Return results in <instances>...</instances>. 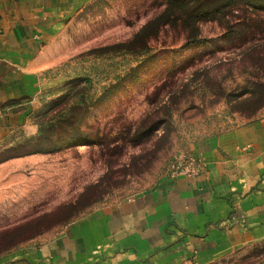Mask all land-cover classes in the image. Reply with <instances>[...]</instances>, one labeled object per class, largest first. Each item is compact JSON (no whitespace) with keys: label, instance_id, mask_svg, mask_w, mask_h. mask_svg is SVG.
<instances>
[{"label":"rangeland","instance_id":"obj_1","mask_svg":"<svg viewBox=\"0 0 264 264\" xmlns=\"http://www.w3.org/2000/svg\"><path fill=\"white\" fill-rule=\"evenodd\" d=\"M257 1L73 0L49 43L57 84L31 112L36 134L0 148V261L153 190L197 144L264 120V27L250 22L264 15L245 6ZM179 264H264V239Z\"/></svg>","mask_w":264,"mask_h":264},{"label":"crops","instance_id":"obj_2","mask_svg":"<svg viewBox=\"0 0 264 264\" xmlns=\"http://www.w3.org/2000/svg\"><path fill=\"white\" fill-rule=\"evenodd\" d=\"M73 0H0V148L36 134L31 112L53 89L49 43ZM196 178L164 176L153 190L101 209L57 240L0 264H179L264 239V120L193 149Z\"/></svg>","mask_w":264,"mask_h":264},{"label":"built area","instance_id":"obj_3","mask_svg":"<svg viewBox=\"0 0 264 264\" xmlns=\"http://www.w3.org/2000/svg\"><path fill=\"white\" fill-rule=\"evenodd\" d=\"M2 111L0 110V116ZM204 168L202 162L194 155H180L174 157L168 169L169 178L188 177L196 178L202 174Z\"/></svg>","mask_w":264,"mask_h":264},{"label":"trees","instance_id":"obj_4","mask_svg":"<svg viewBox=\"0 0 264 264\" xmlns=\"http://www.w3.org/2000/svg\"><path fill=\"white\" fill-rule=\"evenodd\" d=\"M233 2H235V1H233ZM247 8H250L251 10H253L254 12H260V13H262L263 15H264V0H259V1H257V2H255V4H253V6H249L248 4H246L245 5ZM225 7H226V5H225ZM228 8V7H227ZM230 9V8H229ZM230 10H233V9H230ZM237 11V10H236ZM242 22H244V20H241ZM251 22V24L253 23H255V22H257V23H259V25H263L262 27H264V21H262V20H257V21H253V20H251L250 21ZM245 24H244V26H249V23L247 22H244ZM236 31V30H235ZM250 33H247V35H249ZM245 41L246 40H243V43H245ZM252 40L251 39H249L248 40V42H251ZM14 158V157H13Z\"/></svg>","mask_w":264,"mask_h":264}]
</instances>
